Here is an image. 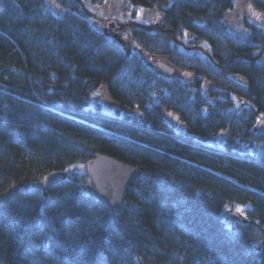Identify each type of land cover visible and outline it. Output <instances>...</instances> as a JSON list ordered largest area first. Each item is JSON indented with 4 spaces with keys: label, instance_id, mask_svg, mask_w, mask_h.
I'll return each mask as SVG.
<instances>
[{
    "label": "trees",
    "instance_id": "obj_1",
    "mask_svg": "<svg viewBox=\"0 0 264 264\" xmlns=\"http://www.w3.org/2000/svg\"><path fill=\"white\" fill-rule=\"evenodd\" d=\"M54 1L61 16L48 0H0V264H264V31L228 29L238 0H122L162 15L129 36L186 76L169 79L79 0ZM100 89L114 114L92 102ZM98 154L146 169L119 214L84 173ZM52 173L64 179L32 188Z\"/></svg>",
    "mask_w": 264,
    "mask_h": 264
},
{
    "label": "rangeland",
    "instance_id": "obj_2",
    "mask_svg": "<svg viewBox=\"0 0 264 264\" xmlns=\"http://www.w3.org/2000/svg\"><path fill=\"white\" fill-rule=\"evenodd\" d=\"M82 8L86 13V17L91 26L103 34L106 33V25L110 21H115L117 28L114 30L113 36L107 37L117 40L125 50L140 57L144 63H146L151 69L157 71L156 63L158 61L165 62L170 65L165 57L151 56L148 53L138 49L129 36V30L132 27H144L155 29L157 26L153 25V22L157 16L162 15L156 10H146L143 8L133 7L127 5L122 0H104L99 5H93L87 0H79ZM49 9L55 16H61L63 14V8L54 0H48ZM225 23L231 32L236 34L245 35L252 27H258L261 31H264V10L258 8L254 0H238L233 9L226 15ZM189 53H196L203 56H207L206 51L185 48ZM174 68V67H173ZM176 69V68H175ZM185 75L177 70L176 73L168 77L169 79H185ZM234 101H237L232 96ZM93 103L101 104L103 110L108 114H114L117 106L109 99L103 89H100L92 99ZM129 111L121 110V113H127ZM130 113H135L130 111ZM263 118V117H262ZM169 123L175 128L177 132L183 130V127L178 118L168 115ZM224 141V134H222L217 142V145H221ZM234 211L240 214L238 210L228 209L227 212ZM233 226L231 222L228 223Z\"/></svg>",
    "mask_w": 264,
    "mask_h": 264
},
{
    "label": "water",
    "instance_id": "obj_3",
    "mask_svg": "<svg viewBox=\"0 0 264 264\" xmlns=\"http://www.w3.org/2000/svg\"><path fill=\"white\" fill-rule=\"evenodd\" d=\"M162 17L157 16L153 22L154 26L161 23ZM117 28L115 21L106 25L105 35L113 36ZM157 71L164 77L173 76L176 69L168 64L158 61ZM255 129L257 132H264V118L260 119ZM143 166H133L121 162L106 154H98L91 158L84 166V173L90 181L93 196L113 214H119L124 202V195L130 184L143 172ZM64 179L62 173H52L41 181L32 185V188L39 191H47ZM226 220L231 222H242L243 218L234 211L226 214Z\"/></svg>",
    "mask_w": 264,
    "mask_h": 264
}]
</instances>
